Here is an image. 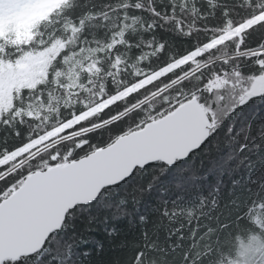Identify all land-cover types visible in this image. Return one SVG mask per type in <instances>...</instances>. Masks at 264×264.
<instances>
[{
	"label": "snow or ice",
	"instance_id": "6c2138e0",
	"mask_svg": "<svg viewBox=\"0 0 264 264\" xmlns=\"http://www.w3.org/2000/svg\"><path fill=\"white\" fill-rule=\"evenodd\" d=\"M0 264H264V0H0Z\"/></svg>",
	"mask_w": 264,
	"mask_h": 264
}]
</instances>
